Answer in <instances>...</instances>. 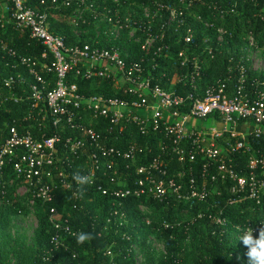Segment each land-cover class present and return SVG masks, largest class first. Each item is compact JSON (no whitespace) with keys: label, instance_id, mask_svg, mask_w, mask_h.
<instances>
[{"label":"built area","instance_id":"2783aa9c","mask_svg":"<svg viewBox=\"0 0 264 264\" xmlns=\"http://www.w3.org/2000/svg\"><path fill=\"white\" fill-rule=\"evenodd\" d=\"M6 4V23L38 42L50 58L45 67L48 79L38 73L34 61L20 58L19 63L33 80L30 98L43 107L45 115L40 116V124L43 128L47 118L53 133L45 137L42 132L33 135L23 127H9L0 145V175L9 165L13 178L19 180L15 195L22 190L21 194L29 195L30 205L37 201L46 206L52 227L49 243L54 249L64 247L65 237L76 236L67 224L68 216L49 205L58 188L71 191L74 199L78 197L81 190L72 180L77 171L91 178L84 190L111 199L106 221L113 220L117 226L125 223L123 201L127 197L204 202L215 185L225 180L231 182V194L259 203L264 192V81L252 80L246 87V72L240 67L231 86L227 78L200 88L201 72L193 61L190 72L163 88L145 76L141 60L127 62L128 53L121 47L110 42L65 46L61 37L48 31L45 12L26 7L23 0H6ZM162 10L167 12L169 26L175 12L160 5L142 9L144 23L129 26L126 21L123 25L125 39L139 45L144 57L155 42L152 27ZM107 20L114 29L113 39H118L122 26ZM189 40L188 34L184 42ZM252 45V39L247 38V48ZM177 57L180 66L187 64L182 52ZM40 58L45 59V54ZM70 78L109 81L119 96L84 95ZM14 81L8 77L3 85L10 88ZM19 100L13 98L14 103ZM206 120L211 126L197 125V121ZM125 134L130 139L128 144H107L112 139L121 140ZM148 135L158 136L157 153L140 164V154L146 148L137 145L135 138ZM252 140H261V144L252 149ZM238 152L248 156L246 172L241 176L231 165V158ZM172 163L179 165L174 179L167 176ZM195 165L197 176L192 177ZM185 174L188 178L183 182ZM216 222L224 225L221 219ZM103 257L107 264H115L112 247L104 250Z\"/></svg>","mask_w":264,"mask_h":264},{"label":"trees","instance_id":"16d2710c","mask_svg":"<svg viewBox=\"0 0 264 264\" xmlns=\"http://www.w3.org/2000/svg\"><path fill=\"white\" fill-rule=\"evenodd\" d=\"M51 1L23 0L26 7L46 13L48 31L61 37L65 46L94 43L106 45L110 42L109 45L121 47L128 53L127 62L141 60L145 66V76L160 87L168 88L171 80L190 72L193 61L201 72L198 80L200 88L217 79L227 78L226 83L231 86L240 67L246 72V87H249L252 80L264 81V71L249 69L246 52L249 37L257 47H264V0ZM3 2L5 11L0 12V145L11 126L28 129L33 135L42 132L48 137L53 133L47 118L43 128L40 124V116L45 115L43 107L41 102L34 103L30 98L29 85L33 80L19 63L20 58L34 61L38 73L48 79L45 67L50 58L38 42L14 25L6 23L8 4L6 0ZM154 5L173 9L175 16L171 24L166 26L167 12L162 10L156 15L152 27L156 39L153 47L145 51L144 57L139 45L125 39L126 30L123 25L126 21L129 26L144 23L146 19L142 18V9ZM85 7L105 14L111 24L122 26L120 37L114 40L105 35H96V29L101 32L107 28L108 20L92 14L88 9L82 22L76 21L75 30L70 25L73 22L71 14ZM126 15L128 20L124 17ZM77 30L86 33L82 35ZM188 34L190 40L185 43L184 38ZM157 48L160 50L156 51ZM179 52L187 60L184 66H180L181 59L177 57ZM42 54H45V59L40 58ZM8 77L15 80L10 88L3 85V80ZM70 79L84 95L119 96V93L111 89L109 81ZM13 98L20 100L14 103ZM67 135L66 132L63 137ZM129 142L125 134L121 140L112 139L107 144L120 147ZM135 142L142 149L146 148L140 154V164H146L157 153L158 136H137ZM260 144L261 140H252L250 143L252 149ZM247 157V154L238 152L231 158L237 176L245 174ZM195 167L192 177L197 176L198 166ZM178 169L179 165L172 163L167 176L176 178L175 170ZM187 178L185 174L181 181ZM18 185L19 180L13 178L10 166L5 165L0 175V229L6 227L11 217L28 214L22 198L15 195ZM230 185L228 180L219 181L215 185L216 190L213 189L204 202H185L174 197L162 200L150 196L137 199L127 197L123 201L125 223L120 226L113 220L106 221L112 205L110 198L83 189L84 192H78V197L74 199L71 191L55 189L49 206L67 215V224L76 233H91L93 238L81 245L77 243L76 236L65 237L64 247L54 249L49 243L52 227L47 219V208L34 201L31 208L36 219L33 232L36 258L31 264H107L103 252L108 247H112L115 264H134L132 246L139 244L144 247L149 234L164 244V254L157 264H247L246 248L240 240L234 243L232 238H239L242 230L248 228L253 229L255 236L264 227V192L256 204L231 194ZM25 198L29 199V195H25ZM138 207L142 210H138ZM216 219L223 220L224 225L218 224Z\"/></svg>","mask_w":264,"mask_h":264},{"label":"rangeland","instance_id":"374dc122","mask_svg":"<svg viewBox=\"0 0 264 264\" xmlns=\"http://www.w3.org/2000/svg\"><path fill=\"white\" fill-rule=\"evenodd\" d=\"M2 1L0 3V12L5 11ZM86 10L87 8L85 7L72 12L71 16L73 17V22L71 21L70 25L74 26L75 30L77 28L75 26V24H77L76 21L82 22L87 13ZM124 17L127 19V15ZM100 21L102 22L103 19ZM113 30L112 25H107V28H103V31L100 32L96 29L94 33H96V35H105L107 38H113L114 36L111 33ZM79 33L85 35L86 32L81 31ZM246 52L247 59L250 63L249 69L255 72H263L264 47L259 48L255 45V42H253V45L247 48ZM200 124L204 127H209L211 126V121H197V125ZM21 191L22 190H20L19 194L16 196L20 199L22 198V204L27 209L28 214L26 216L20 215L11 217L6 227L0 229V264H31L36 258L33 245V232L36 228V219L32 212V205L29 204V199H26L25 195L21 194ZM232 240L236 243L239 238L235 236ZM132 249L134 264H157L164 254L163 241L155 238L151 234L147 236L144 247H140L139 244H133Z\"/></svg>","mask_w":264,"mask_h":264},{"label":"clouds","instance_id":"9594fccd","mask_svg":"<svg viewBox=\"0 0 264 264\" xmlns=\"http://www.w3.org/2000/svg\"><path fill=\"white\" fill-rule=\"evenodd\" d=\"M72 180L81 191L92 182L89 176L82 175L79 171L72 174ZM75 235L77 243L81 245L93 238L91 233L79 232ZM239 240L247 250V264H264V227L255 236L252 228L242 230Z\"/></svg>","mask_w":264,"mask_h":264},{"label":"crops","instance_id":"0c3cea01","mask_svg":"<svg viewBox=\"0 0 264 264\" xmlns=\"http://www.w3.org/2000/svg\"><path fill=\"white\" fill-rule=\"evenodd\" d=\"M1 1H2V0H0V3H1ZM3 4H4V3H3V1H2V5H3ZM0 5H1V4H0Z\"/></svg>","mask_w":264,"mask_h":264}]
</instances>
